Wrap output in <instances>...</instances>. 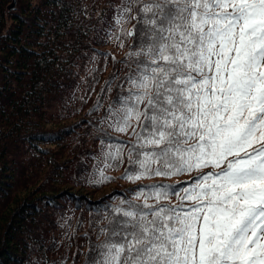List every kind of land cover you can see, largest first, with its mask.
I'll return each instance as SVG.
<instances>
[{
  "label": "snow or ice",
  "instance_id": "1",
  "mask_svg": "<svg viewBox=\"0 0 264 264\" xmlns=\"http://www.w3.org/2000/svg\"><path fill=\"white\" fill-rule=\"evenodd\" d=\"M114 20L134 41L108 108L136 137L124 177L190 183L122 201L87 264H264V0H125Z\"/></svg>",
  "mask_w": 264,
  "mask_h": 264
},
{
  "label": "trees",
  "instance_id": "2",
  "mask_svg": "<svg viewBox=\"0 0 264 264\" xmlns=\"http://www.w3.org/2000/svg\"><path fill=\"white\" fill-rule=\"evenodd\" d=\"M12 2L0 0V264H87L91 246L104 239L100 230L122 201L123 206L128 201L142 203L141 189L147 194V186L158 183L179 189L190 183L189 177L126 179V170H138L129 163V150L136 142L133 129L100 127L102 110L98 113L92 104L87 114L72 122L66 116L47 117L75 80V66L91 55L112 64L104 88L114 82L115 95L103 110L127 94L125 77L135 68L134 59L117 58L110 48L113 35L124 38L114 17L125 0H106L98 16L92 0H17L15 6ZM124 40L129 53L134 41ZM95 127L100 131L93 142L100 140L101 148L111 149L108 153L121 150L118 161L108 156L112 168L105 163L100 168L93 145L82 142V149L69 140ZM85 157L88 162L81 160ZM132 158L136 159L134 152ZM117 170L121 173L116 175ZM101 172L111 179L103 180ZM112 183L111 190L99 193ZM164 202L177 200L170 195Z\"/></svg>",
  "mask_w": 264,
  "mask_h": 264
},
{
  "label": "rangeland",
  "instance_id": "3",
  "mask_svg": "<svg viewBox=\"0 0 264 264\" xmlns=\"http://www.w3.org/2000/svg\"><path fill=\"white\" fill-rule=\"evenodd\" d=\"M106 0H92V3H96V15L98 16L103 8V5ZM14 2V3H13ZM12 4L14 6L17 4V0H13ZM126 29H130L129 27H125ZM119 36V35H118ZM118 36L113 35V41L111 42V49L112 54L115 57H121L126 56L128 54V50L126 47V41L124 38L120 37V39H117ZM121 43H123V46H121ZM129 59V58H127ZM111 62L109 59L102 58L98 55H91L90 57H87L85 59H80V63L75 66V74H73L72 78H75V80L72 82V85L68 88L66 92H64L63 96L60 97L57 105L52 108V110L48 113V119L50 120H58L60 118H63L64 116L69 117L66 118L67 121L72 122V118L76 117L77 115H85L87 114V110L89 105H93L94 109L97 110L98 113H101L103 117H100L99 120H97V123L102 128H108L113 131H117L114 127L110 126L112 124V120L108 113V108L104 109L105 104L107 101L112 100L114 98V92H113V83L108 85L107 88H104L106 85V76L109 74L111 67ZM123 71L126 72L125 64L122 66ZM96 70L98 71V74L95 73ZM114 72H119V69H115ZM121 72V73H122ZM98 75H101L103 79L100 81H96V77ZM127 86L128 83L126 84ZM125 95V94H124ZM110 105H114V102L110 103ZM56 126H53L55 128H58ZM135 126V125H134ZM130 128L129 130H131ZM100 129L95 127L90 132H82L81 136H72L70 137V142L73 145H76V147H80L82 149L85 148V145L83 143L86 141V145H93V152L97 155L95 156L96 160L99 159V164L101 165L100 168L104 169V163L106 164L105 167L112 168L113 165L110 164L111 161L108 159V150H111L110 148H101L100 147V140L97 142H93L94 136L97 132H99ZM83 139V140H82ZM83 142V143H82ZM87 148H90L89 146ZM116 150V149H115ZM30 155V152H29ZM70 155V153H69ZM72 155V153H71ZM85 161H89L87 157L81 159ZM115 168V166H114ZM72 173L75 171L74 168L71 169ZM121 173V170H117L116 175ZM126 185V184H125ZM114 186V183L108 185L105 188H102L99 193L102 194V192H106L111 190V188ZM67 250L76 253L77 249L71 250L70 248H67ZM73 255L72 253H69ZM83 257L81 258V261H83ZM68 264V263H67Z\"/></svg>",
  "mask_w": 264,
  "mask_h": 264
},
{
  "label": "water",
  "instance_id": "4",
  "mask_svg": "<svg viewBox=\"0 0 264 264\" xmlns=\"http://www.w3.org/2000/svg\"><path fill=\"white\" fill-rule=\"evenodd\" d=\"M14 3V2H13ZM12 5H14V4H12Z\"/></svg>",
  "mask_w": 264,
  "mask_h": 264
}]
</instances>
